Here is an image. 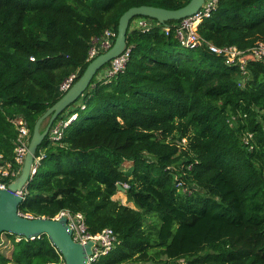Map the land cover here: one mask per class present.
<instances>
[{
	"label": "trees",
	"instance_id": "obj_1",
	"mask_svg": "<svg viewBox=\"0 0 264 264\" xmlns=\"http://www.w3.org/2000/svg\"><path fill=\"white\" fill-rule=\"evenodd\" d=\"M190 1L0 0V155L14 163V120L32 137L64 96L61 84L91 63L93 40L117 35L129 9ZM145 19L156 25L130 26L125 70L98 79L110 63L103 67L54 123L76 116L61 140L39 147L45 157L19 211L82 214L92 235L112 229L118 244L97 264H264V62L249 61L243 74L206 45L182 46L181 21ZM198 32L219 47L250 49L264 42V0H220ZM118 185H128L135 208L114 200ZM4 235L13 251H0V264L60 260L46 235Z\"/></svg>",
	"mask_w": 264,
	"mask_h": 264
},
{
	"label": "water",
	"instance_id": "obj_2",
	"mask_svg": "<svg viewBox=\"0 0 264 264\" xmlns=\"http://www.w3.org/2000/svg\"><path fill=\"white\" fill-rule=\"evenodd\" d=\"M203 3L204 0H191L188 5L177 10L153 6L133 7L121 17L113 47L91 61L80 79L36 122L20 175L7 189L0 190V243L4 234H13L26 240H34L46 235L64 258L65 264H88L94 242L90 241L83 245L74 241L73 231L67 217L59 220L33 218L19 211V206L24 199L23 192L33 179L31 173L37 151L49 137V133L59 116L87 92L97 73L113 59L125 53L128 47L127 33L132 20L145 17L154 19L162 25L170 21H181L197 14ZM46 121L47 125L43 129ZM118 190L121 193H126V189L122 185H118Z\"/></svg>",
	"mask_w": 264,
	"mask_h": 264
},
{
	"label": "built area",
	"instance_id": "obj_3",
	"mask_svg": "<svg viewBox=\"0 0 264 264\" xmlns=\"http://www.w3.org/2000/svg\"><path fill=\"white\" fill-rule=\"evenodd\" d=\"M219 1L220 0H204L202 8L197 14L181 20V23L175 30L176 37L181 42L182 46L189 49H197L203 45H206L211 53L223 57L227 65L238 66L242 73L246 74V67L249 61L264 62V42H258L254 47L244 51L240 50L236 46H216L213 43L206 41L198 32L200 23L204 19L209 18L213 11L218 8ZM138 18L139 19L133 22L135 23L133 27L136 29L149 31L156 25L151 20L145 19V17ZM165 32L166 34H169L170 29L165 28ZM116 37L117 35L114 31L106 30L104 36L101 39H94L92 42L93 47L89 52L88 61L91 62L100 54L110 50L115 43L114 40ZM130 54L131 49L127 47L125 53L110 62L109 67L105 71L104 77H112L122 73L130 59ZM31 60L35 61L34 58H31ZM77 76L78 73L72 74L61 84V93L65 94L70 90V88L74 85ZM75 118L76 116H73L72 119ZM72 119L60 122V124L53 126L49 133V139L52 141L61 140L64 129L69 125ZM14 123L19 132L15 148L14 163L6 161L5 158L0 155V190L7 189L13 182L12 181L8 184L5 181L6 179H16L20 175L31 140V133L27 122L23 119H16L14 120ZM44 157L45 155L43 153H41L39 157H35L34 166L31 173L32 178L36 175ZM18 167H21V169L16 170ZM123 187L126 189L128 185H124ZM63 217L68 218V223L73 231L74 241L83 245L88 244L90 241L94 242L92 254L89 256L88 264H97L103 256L108 255L115 248L116 244H118V238L112 229H104L95 235L90 234L87 230V226L82 214L72 215L70 212L66 211L61 212L55 219L59 220ZM48 264H65V260L60 254V260L58 262Z\"/></svg>",
	"mask_w": 264,
	"mask_h": 264
},
{
	"label": "rangeland",
	"instance_id": "obj_4",
	"mask_svg": "<svg viewBox=\"0 0 264 264\" xmlns=\"http://www.w3.org/2000/svg\"><path fill=\"white\" fill-rule=\"evenodd\" d=\"M134 22V21H133ZM133 25H135V23H132V26H131V29H134V27H133ZM179 52H182V53H186V52H188V53H194L193 51H188L187 49H185L184 47H179ZM177 52H178V50H177ZM105 72V70L102 72V73H100L99 75H98V79H102L103 77H104V75L105 74H103ZM81 103H82V101H79L78 103H77V105L79 106V105H81ZM79 113H81L80 111H79ZM58 124H60L59 122H58ZM70 124V123H69ZM46 125H47V121L45 122V124H44V126L46 127ZM54 126V125H53ZM182 143H184V141H182ZM133 167V163H126V165L124 166V169L126 170V171H131V168ZM114 200H116V201H120L122 204H124V205H126V206H129V207H131V208H135V206H134V204L133 203H129L128 201H127V197H126V194L125 193H121V192H119L115 197H114ZM2 241H3V245L0 247V251H1V253H4V254H6L7 256H11V253H12V251H13V242L10 240V239H8L7 237H6V235H2Z\"/></svg>",
	"mask_w": 264,
	"mask_h": 264
},
{
	"label": "crops",
	"instance_id": "obj_5",
	"mask_svg": "<svg viewBox=\"0 0 264 264\" xmlns=\"http://www.w3.org/2000/svg\"><path fill=\"white\" fill-rule=\"evenodd\" d=\"M45 124V123H44ZM43 127H45L44 125H43Z\"/></svg>",
	"mask_w": 264,
	"mask_h": 264
}]
</instances>
